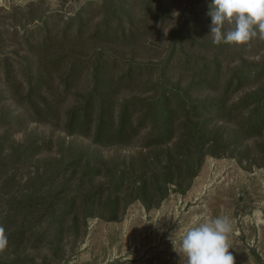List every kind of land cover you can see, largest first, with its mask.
Returning <instances> with one entry per match:
<instances>
[{
  "label": "trees",
  "instance_id": "1",
  "mask_svg": "<svg viewBox=\"0 0 264 264\" xmlns=\"http://www.w3.org/2000/svg\"><path fill=\"white\" fill-rule=\"evenodd\" d=\"M169 1L98 0L95 6L99 19L89 33L83 31V20L77 13L71 18H80L75 31L65 30L55 36L48 33L34 44L28 43L27 51L35 58L27 62L23 79L5 77L10 97L30 119H58L59 128L67 135L90 137L100 146L137 143L144 150L122 159L96 158L92 163V156H86L88 149L71 142L61 147L60 158L44 162L41 171L34 172L35 178L40 177L34 182L37 186L29 183L22 198L6 199L7 246L25 248L35 234L41 233L51 236L54 250L66 226L77 229L81 217L84 221L90 216L116 219L134 200L150 209L159 205L170 190L185 192L207 155L230 154L240 160L243 151H251L249 140L264 131V41L255 38L245 45L214 44L206 6L194 15L189 28H179L176 43L167 49V62L173 60L177 42L178 50L182 43L191 42L207 51L208 55L200 59L178 52V62L190 69L184 86L180 79L170 83L164 71L152 75L148 64L121 63L111 53L114 46L139 44L147 36L161 37L162 26L156 29L146 22L153 7L152 21L169 17ZM137 4L141 9L137 17H132L130 9ZM68 38L75 43L95 39L99 45L92 46L89 59H83L82 53L63 45ZM255 55L257 59L250 58ZM9 67L8 59L0 58V74L8 72ZM81 71L89 72L92 85L86 96L64 110L61 118L55 100L71 92L74 78ZM123 88L144 95L133 94L119 102L116 96ZM244 88L241 96L231 100V95ZM199 90L204 92L203 97L197 96ZM193 92H197L195 96ZM8 118L10 125L14 117ZM36 148L38 145L29 143L18 150V158ZM2 152L4 159L15 154L17 148L0 143ZM249 160L256 162L254 157ZM94 178L101 181L95 183ZM44 183L49 186L42 191ZM42 221L46 226L39 228ZM0 264L24 263L11 252L6 258L0 256Z\"/></svg>",
  "mask_w": 264,
  "mask_h": 264
},
{
  "label": "rangeland",
  "instance_id": "2",
  "mask_svg": "<svg viewBox=\"0 0 264 264\" xmlns=\"http://www.w3.org/2000/svg\"><path fill=\"white\" fill-rule=\"evenodd\" d=\"M97 1L0 0V58H6L10 63L8 72L2 71L0 74V143L17 148L15 154L4 159L1 156L5 152L0 153V225L3 227L5 210L8 209L6 199L22 198L21 193L26 191L27 184L39 181L40 177L35 178L34 172L41 171L40 167L44 162L60 158L61 147L69 142L88 149L89 154L86 156H92V163L96 158L110 161L112 158L122 159L144 151L137 143L128 146H100L93 144L90 137L67 135L59 128L61 122L58 119L32 120L10 97L9 89L4 85L5 77L16 81L23 79L25 68H28L27 62L35 58L33 53L27 51L29 44H34L48 33L55 36L61 35L65 30L75 31L80 18H71L77 13L83 20V31L89 33L99 19L95 6ZM210 2L211 0H170L169 17L164 19L160 16L157 21L151 20L154 15L153 7L146 23L154 25L156 29L162 26L161 37L147 36L139 44L114 46L110 48L111 53L121 63L131 61L133 64H148L152 75L164 71V78H170V83L180 79L181 86H184L190 69L178 62L177 54L183 53L200 59L208 55L207 51L191 42L182 43L181 51L178 50L180 46L177 42L176 56L167 62V49L169 44L176 43L175 33L179 28H189L193 24L194 15ZM138 9H141L139 4L130 9L132 17H137ZM153 33L158 35L157 32ZM75 42L68 38L63 45L68 50L75 49L82 53L83 59H89L94 50L92 46L99 45L95 39ZM250 58L254 60L258 56ZM152 66L153 68H149ZM74 79L71 92L56 97L61 118L64 110L76 104L81 96H86L92 85L89 72L81 71ZM131 90L134 89H121L116 96L117 101L133 94L144 95L130 92ZM245 91L246 88L231 95V100ZM197 92L200 93L197 96L203 97L204 92ZM9 116L14 117L10 125L7 124ZM225 125L229 130V123ZM31 142L38 145V148L19 159L18 150ZM248 143L251 151H243L240 160L230 154L207 155L189 188L183 193L170 190L157 206L146 209L139 200H134L116 219L90 216L84 221L81 217L77 222V229H72L68 224L62 232L60 245L54 250L51 248V236L45 237L38 233L27 242L25 248L14 250L7 246L0 252V256L6 258L8 253L14 252L24 264H187L186 257L178 252L181 238L191 226L193 218L227 216L232 223L229 235L232 248L229 251L234 256L235 264H264V131ZM250 157H254L256 162L252 163ZM57 174L60 175V172ZM57 178L59 179L58 176ZM98 181L101 180L94 178L93 182ZM35 185L37 186L34 183ZM47 186L49 185L45 184L41 190L48 189ZM44 201L47 202L46 199ZM44 226L46 224L43 221L38 225L39 228Z\"/></svg>",
  "mask_w": 264,
  "mask_h": 264
},
{
  "label": "clouds",
  "instance_id": "3",
  "mask_svg": "<svg viewBox=\"0 0 264 264\" xmlns=\"http://www.w3.org/2000/svg\"><path fill=\"white\" fill-rule=\"evenodd\" d=\"M208 9L214 44L245 45L255 38L264 41V0H211ZM231 232L227 216L194 217L181 238L178 253L186 257L187 264H235L229 251ZM7 245L5 229L0 225V252Z\"/></svg>",
  "mask_w": 264,
  "mask_h": 264
}]
</instances>
